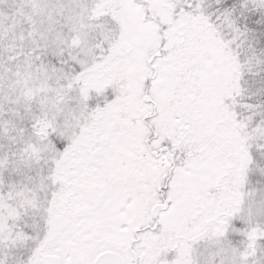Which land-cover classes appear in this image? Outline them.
I'll return each mask as SVG.
<instances>
[{"label": "snow or ice", "instance_id": "snow-or-ice-1", "mask_svg": "<svg viewBox=\"0 0 264 264\" xmlns=\"http://www.w3.org/2000/svg\"><path fill=\"white\" fill-rule=\"evenodd\" d=\"M0 264H264V0H0Z\"/></svg>", "mask_w": 264, "mask_h": 264}]
</instances>
